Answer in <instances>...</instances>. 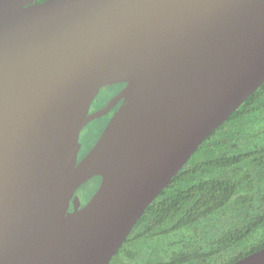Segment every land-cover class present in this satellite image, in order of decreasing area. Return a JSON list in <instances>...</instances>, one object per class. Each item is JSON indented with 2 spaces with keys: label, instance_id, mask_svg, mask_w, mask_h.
<instances>
[{
  "label": "water",
  "instance_id": "water-1",
  "mask_svg": "<svg viewBox=\"0 0 264 264\" xmlns=\"http://www.w3.org/2000/svg\"><path fill=\"white\" fill-rule=\"evenodd\" d=\"M263 84L264 0H0V264H110ZM121 100L79 161L83 129Z\"/></svg>",
  "mask_w": 264,
  "mask_h": 264
},
{
  "label": "trees",
  "instance_id": "trees-1",
  "mask_svg": "<svg viewBox=\"0 0 264 264\" xmlns=\"http://www.w3.org/2000/svg\"><path fill=\"white\" fill-rule=\"evenodd\" d=\"M113 85H118L113 96L125 86ZM108 123L106 117L100 124L104 129ZM82 135L79 159L100 136L86 146ZM96 179L101 177L90 181ZM74 210L72 203L69 213ZM262 249L264 84L203 142L146 209L110 264H234Z\"/></svg>",
  "mask_w": 264,
  "mask_h": 264
},
{
  "label": "rangeland",
  "instance_id": "rangeland-1",
  "mask_svg": "<svg viewBox=\"0 0 264 264\" xmlns=\"http://www.w3.org/2000/svg\"><path fill=\"white\" fill-rule=\"evenodd\" d=\"M113 94H114L113 89L106 90L104 93H101L100 99H102V101H105V100L107 101L108 99H110L113 96ZM102 129H103V125H101L100 123H93L88 128H85L82 131V133H83L82 137L85 140V145L88 146L89 143H92L94 141V139H92V137L93 136L96 137L97 135H100V132L102 131ZM104 129H103V131H104ZM103 131H102V133H103ZM100 136H99V138H100ZM100 185H101V180L96 179V180H92V181L88 182L83 187H80L79 190L76 192V195H75V198H77L79 200V204H87L94 197V195L97 193V191L100 188ZM75 198H74V200H75Z\"/></svg>",
  "mask_w": 264,
  "mask_h": 264
},
{
  "label": "flooded vegetation",
  "instance_id": "flooded-vegetation-1",
  "mask_svg": "<svg viewBox=\"0 0 264 264\" xmlns=\"http://www.w3.org/2000/svg\"><path fill=\"white\" fill-rule=\"evenodd\" d=\"M116 86H118V85H109V86H106V87H104L101 91H100V93L98 94V96L96 97V99L94 100V102H93V104H92V106H91V109H90V113H94V112H96V111H99V110H101V109H103V108H105V107H107L113 100H114V98L124 89V87L125 86H123L122 88H121V90L115 95V96H113L110 100H109V102H107L106 100V104H104L103 105V103H104V101H102V99H100V95H101V93H104L106 90H109V89H112V88H114V87H116ZM122 100L108 113V114H106V115H104V116H102V117H99V118H97L96 120H94L93 122H91L90 124H88L87 126H90L91 124H93V123H101V122H103L104 121V119L106 118V117H109V121H110V119L113 117V115H114V113L118 110V108L120 107V105L122 104ZM86 126V127H87ZM85 127V128H86ZM84 128V129H85ZM83 129V130H84ZM81 151H82V148L80 149V153H81ZM80 153H79V158H80ZM87 155V154H86ZM85 155V156H86ZM84 156V157H85ZM83 157V158H84ZM82 158V159H83ZM82 159H79V161H81ZM86 204H81L80 205V207H83V206H85Z\"/></svg>",
  "mask_w": 264,
  "mask_h": 264
}]
</instances>
